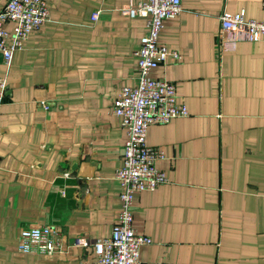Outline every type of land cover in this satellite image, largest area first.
<instances>
[{"label": "crops", "instance_id": "0c3cea01", "mask_svg": "<svg viewBox=\"0 0 264 264\" xmlns=\"http://www.w3.org/2000/svg\"><path fill=\"white\" fill-rule=\"evenodd\" d=\"M45 1L50 20L9 69L0 61L9 88L0 108V264H93L121 210L127 132L113 104L138 84L147 24L129 8L143 0ZM263 1L182 0V14L165 21L159 43L182 58L151 76L175 84L189 116L148 129L169 181L136 195L134 227L152 241L141 264H264V36L240 40L220 23L224 12L264 19ZM43 226L62 234L66 252L20 253L21 232Z\"/></svg>", "mask_w": 264, "mask_h": 264}, {"label": "built area", "instance_id": "2783aa9c", "mask_svg": "<svg viewBox=\"0 0 264 264\" xmlns=\"http://www.w3.org/2000/svg\"><path fill=\"white\" fill-rule=\"evenodd\" d=\"M183 11L182 0H143L138 6L129 8L132 18L146 19L147 30L136 52L139 58L138 84L133 88H123L113 104V112L121 119L127 132L123 165L116 173L122 187L121 210L111 237L95 244L93 264H141V248L152 242L134 227L135 198L139 193L157 190L169 180L157 167V162L166 157L164 151L147 144L148 129L151 125H164L177 118H186L189 110L178 103L175 84L154 79L151 73L165 65L169 58L181 60L179 52L159 43V36L165 21L179 17ZM99 14L95 12L92 20L96 21ZM49 20L50 10L45 0H8L0 10V54L8 69L15 52L23 48L28 36L39 31ZM6 23H14L12 32L4 28ZM220 23L223 32H234L240 40L257 42L264 36V19H246L244 12H224ZM8 90L7 78L0 76V108ZM76 244L86 245L87 241L78 239ZM18 250L22 254L45 256L66 252L62 234L51 226L24 229Z\"/></svg>", "mask_w": 264, "mask_h": 264}, {"label": "water", "instance_id": "95a60500", "mask_svg": "<svg viewBox=\"0 0 264 264\" xmlns=\"http://www.w3.org/2000/svg\"><path fill=\"white\" fill-rule=\"evenodd\" d=\"M0 61H3V56H2V54H0Z\"/></svg>", "mask_w": 264, "mask_h": 264}]
</instances>
